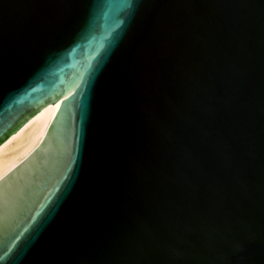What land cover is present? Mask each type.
Here are the masks:
<instances>
[{"label":"water","instance_id":"95a60500","mask_svg":"<svg viewBox=\"0 0 264 264\" xmlns=\"http://www.w3.org/2000/svg\"><path fill=\"white\" fill-rule=\"evenodd\" d=\"M0 264H264V0H0Z\"/></svg>","mask_w":264,"mask_h":264},{"label":"bare ground","instance_id":"6f19581e","mask_svg":"<svg viewBox=\"0 0 264 264\" xmlns=\"http://www.w3.org/2000/svg\"><path fill=\"white\" fill-rule=\"evenodd\" d=\"M58 106L45 107L0 145V181L40 146Z\"/></svg>","mask_w":264,"mask_h":264}]
</instances>
